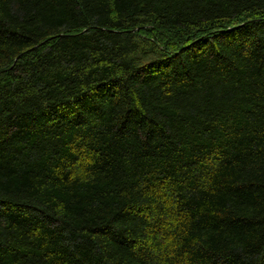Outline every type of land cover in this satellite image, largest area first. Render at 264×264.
<instances>
[{
	"label": "trees",
	"instance_id": "trees-1",
	"mask_svg": "<svg viewBox=\"0 0 264 264\" xmlns=\"http://www.w3.org/2000/svg\"><path fill=\"white\" fill-rule=\"evenodd\" d=\"M0 264H264V0H0Z\"/></svg>",
	"mask_w": 264,
	"mask_h": 264
}]
</instances>
